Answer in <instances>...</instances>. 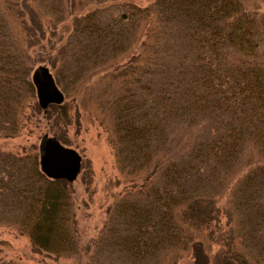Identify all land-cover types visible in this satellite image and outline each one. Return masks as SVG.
<instances>
[{"label":"trees","instance_id":"16d2710c","mask_svg":"<svg viewBox=\"0 0 264 264\" xmlns=\"http://www.w3.org/2000/svg\"><path fill=\"white\" fill-rule=\"evenodd\" d=\"M38 65L66 97L118 84L101 110L128 182L87 264H264V0H0L4 141L42 115L69 122L38 107ZM71 186L34 147L2 146L0 225L75 256Z\"/></svg>","mask_w":264,"mask_h":264},{"label":"rangeland","instance_id":"374dc122","mask_svg":"<svg viewBox=\"0 0 264 264\" xmlns=\"http://www.w3.org/2000/svg\"><path fill=\"white\" fill-rule=\"evenodd\" d=\"M133 2L143 7L151 0ZM47 68L50 69L49 66ZM49 71L52 72L51 69ZM95 82L96 80H92L89 84L78 87L69 97L63 94L61 105L66 108L68 123L64 124L61 121L54 124L52 119L48 121L42 115L36 122L27 123L17 139L12 141L0 139V148L2 146L16 148L17 145H21L26 149L34 147L38 152L42 136H60L61 145L74 150L80 156V171L71 186L75 192L72 214L78 238L77 253L70 257L36 253L25 236H19L13 229L0 225V264L93 262V245L101 238L110 210L108 207L128 182L127 175L120 172L116 164L107 129V116L105 111L101 110L103 102L117 88V80L109 73H104L96 84ZM187 257L184 256V260L188 261ZM169 262L165 260L163 264ZM178 264L185 263L182 261Z\"/></svg>","mask_w":264,"mask_h":264},{"label":"water","instance_id":"95a60500","mask_svg":"<svg viewBox=\"0 0 264 264\" xmlns=\"http://www.w3.org/2000/svg\"><path fill=\"white\" fill-rule=\"evenodd\" d=\"M37 105L41 110L60 105L63 94L56 86L47 67L37 66L31 73ZM81 158L72 149L64 147L54 137L44 135L38 144V165L40 172L50 180H64L73 183L80 171Z\"/></svg>","mask_w":264,"mask_h":264}]
</instances>
